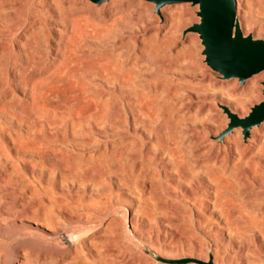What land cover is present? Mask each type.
<instances>
[{
  "label": "rangeland",
  "instance_id": "obj_1",
  "mask_svg": "<svg viewBox=\"0 0 264 264\" xmlns=\"http://www.w3.org/2000/svg\"><path fill=\"white\" fill-rule=\"evenodd\" d=\"M13 1L26 5V8L19 14L18 21H15L18 23V29L21 30L29 22L28 15L31 11L30 8L34 6L38 9H42V7L35 5L37 0ZM86 1L95 6L102 4L109 5L93 12L80 8L78 4L80 0H73V3L71 1V17L78 22V26L74 27L75 35L80 32L82 22H89L88 24L94 23L103 30L106 26L110 32L104 36L100 45L97 46L99 51L96 53L97 56L103 59L100 61V63L104 65L102 67L117 71L120 69L122 71L128 70L133 74L132 76L135 80L131 82L129 87L120 88L115 79L108 78L110 74L107 71L102 70L100 75H95L91 69L92 59L95 54L89 48V42L84 40V38L80 42V50L76 52L74 62H72L71 65L76 72L65 77L66 79L63 78L59 81H54L46 67H35L29 72L34 81L45 85L47 89L51 88V101L45 111L46 115L41 118L44 128H39L38 130H34L30 126H25L30 125V123H27L26 117L33 116L31 111L25 106L19 108L22 109L21 111L19 110V112L13 113L12 115L15 120H20V124L15 123L14 120L4 119L0 116V264H24V262L25 264H110L109 261L112 264H166L157 261L155 256L164 258L194 256V258L207 261L211 255L210 253L224 247L227 241V237L217 234L215 225H213L215 219H213L211 225H199L197 223V220L200 219L199 217L190 216L189 219V215H186L183 219H170V223L177 225L175 233L169 229L165 231L161 230L165 229L164 223L161 224L159 219L162 207L168 205L189 206V202L187 199L183 198L185 191L179 185L174 186L175 190L168 187V179L162 172V166L157 155L164 153V158L169 159L170 157L172 158L174 154V158L176 156L178 160H181L182 157L189 156L198 151L199 147L197 148L196 145H186L184 143L177 144L178 142H182H180L181 138L179 137V133H187V128H185L187 125H189V129L193 130L192 126L195 125L194 128L196 131H194V133H204L202 136L203 140L211 142L209 151L204 152L205 154L201 153L202 157L199 156V158L210 157L211 169L227 181L226 185L228 188H237V197L240 196L239 193L241 192H246L247 194L260 193L264 195V152H257L254 150L251 154L249 151L241 149V146L251 144V142H249L252 138L251 133L250 137L245 141L242 138L240 128L233 130H239L241 134H239L240 136H238L239 138H237L236 142L230 138L233 131L230 135H226L222 141L213 138L226 127L228 122L226 115L222 112L218 103L227 105L233 112L240 115V117L245 116L253 104L264 99V94L262 93L264 86L261 84V81L264 80V76L262 73L253 75L245 83L240 84L238 80L234 78L229 80L219 78V76L204 63V57L201 54L202 45L200 44L197 34L188 32L183 35V30L185 28L198 22V17L195 13L197 11L196 5H191L190 3L165 5L161 8V13L164 16V19H161L154 12V4L145 0H108L102 2V4H95L89 0ZM247 3H249L248 6L246 5ZM263 4L264 0H236L237 15L240 19L244 34H252L254 38L264 39ZM116 18H118V20ZM124 18L125 20H122ZM81 19H83V21H81ZM109 23H111V25ZM10 27L11 24L8 21L6 24L0 25V29H8ZM102 33H105V31ZM127 37H130L128 43L124 42V38ZM11 42H13V38L0 35V44H4L3 46L5 48L9 47L8 45H10ZM109 48L112 50L108 51ZM107 55L111 56V61L104 60ZM9 65L10 63L6 57H0V79L2 81L8 79L7 70ZM108 79H110V81ZM7 85L11 86V83L7 81ZM90 85L94 86L92 92L97 93L96 103L98 105L102 103L101 107H104L103 109L106 111L105 113H107L104 115L96 131L89 130L91 120L89 121L88 115H90V107L94 106V103L90 100H86V97L84 98L81 94L82 89L88 92L87 87ZM171 93L172 95L167 98V95ZM141 94H143L144 97H142L143 95L141 96ZM87 97L89 99V96ZM104 97H107L104 100L105 102L103 101ZM238 98L244 99L238 102ZM126 101L129 103V108H127ZM166 102L170 106L166 110L168 113L165 112L167 115L162 111L155 115L157 122V131L155 132H157V134L153 133L150 138L147 137L141 130L142 125L148 123L147 119L144 118L143 106L147 103L159 109ZM81 103L83 104L81 105ZM55 106L59 107V109ZM85 110H88V112ZM182 111H184V114L181 115ZM61 112L67 115L66 124L62 129H54L51 125L47 124V116L49 118L54 117V119L60 118ZM110 118L113 119L111 120ZM189 118L193 120L194 125L186 122ZM201 118L203 119L201 120ZM77 119L80 120V124ZM106 119L108 120L106 121ZM128 123L129 126H126ZM181 123L184 124V126ZM134 124L136 126H134ZM261 126L264 128V121L258 127ZM258 127L255 126L256 129ZM197 129H199V131ZM165 134L167 139L165 138ZM155 135H160L163 141L166 142L164 145L165 152L164 149H160L157 145V138ZM187 136L190 137L189 135ZM136 139H138L139 142L136 141ZM173 139L176 141L173 142ZM172 143L174 145H172ZM167 144L169 148L166 146ZM235 144L239 147L238 150L231 151L229 148L231 146L234 147ZM178 145H180V148ZM182 150L184 151L182 152ZM221 150L223 151L221 152ZM190 151L191 153H189ZM168 154L170 155L168 156ZM236 155L238 158L240 157L243 164L241 163L240 167L233 168L232 161L234 159L237 160ZM114 160L116 163L113 164L112 162H114ZM142 165H144V167ZM230 166L232 168H230ZM105 167L109 168L106 169ZM222 167H225V170L230 169V171H225ZM249 168L252 170L250 171ZM78 169L82 175L78 174L80 173ZM74 170H76V173ZM236 171L240 173L239 177ZM232 173L234 175H232ZM140 174H142V176ZM84 175L87 177L85 178ZM203 178L204 177L200 175L196 176V179L199 181H203ZM247 180H251V182L249 183ZM257 181H259V183ZM109 183L112 184V186H110ZM128 183L130 185H128ZM193 184L195 185L194 180L191 185ZM142 185L147 191L142 197L145 198L146 203L148 200L147 204L151 210L153 209L152 212L155 213V215L159 214L158 216L156 215L155 218L157 223H151V225L154 224L152 225V228L154 227L153 229L151 228L152 230L147 229L141 231L142 227L139 223L134 225V227L129 223L127 192L140 194L138 187ZM147 185H149V187ZM206 185L207 184H205V186ZM130 187H132L133 191ZM243 187L247 188H244V190ZM111 194L113 199L111 198ZM118 194L119 197H117ZM120 195H122L123 198L120 197ZM203 196L202 194L200 195V197ZM100 198L102 202H99ZM116 199L118 200L116 201ZM108 200H111V202ZM91 204L92 207H90ZM103 205L105 206L103 207ZM106 206L108 211L106 210ZM98 208L100 210H98ZM102 209H104V211ZM110 210L113 211L112 214H110ZM91 212H94V214H91ZM95 212L100 213L98 215V213ZM108 213L110 216H108ZM124 215L126 217H124ZM101 216L104 217L105 220ZM87 219H89V221ZM100 219L104 222L103 224ZM121 219H124V223ZM118 220L120 222H118ZM115 221H117V225L123 231L118 230L119 227L116 225ZM195 224L201 228H197ZM203 225H205V227ZM85 226L87 227L82 228ZM78 227L80 229H78ZM88 227L90 230L93 229V231L90 232ZM135 227L137 229H135ZM107 228L110 230L112 229L111 232L107 230ZM114 228L116 229L114 230ZM183 228L184 232L187 231L185 235L182 231ZM83 229L88 230L86 232ZM97 229L101 231L96 233V231H98ZM102 229H105V231L103 230L104 232H102ZM79 230L81 231L79 232ZM200 230H202V232ZM106 231H108V233ZM122 232H125V237ZM193 233L199 236L193 235ZM160 234L164 236L167 234L166 238ZM216 234L217 236H215ZM190 235H193L192 238ZM139 236L143 238L140 240L141 237ZM126 237L128 239H126ZM147 237L148 239L150 238L149 241H147ZM177 237L180 238L178 239ZM188 237L189 240H187ZM90 239L92 241L91 243ZM103 239L104 241H102ZM107 239H110V241ZM118 239L120 240L118 241ZM163 239L166 240L164 241ZM98 240L100 243H104V245H96ZM111 240L113 241L111 242ZM168 240L171 241L174 246ZM126 241L128 244L132 245H128ZM137 241L140 243H137ZM221 241L222 245L220 244ZM109 242L112 244L115 243V246ZM91 244H93V247ZM106 244L107 246H105ZM163 244H165V246ZM171 245L172 247H170ZM100 247L102 248L100 249ZM230 247L232 248L228 247L225 251H220L218 253L216 264H222V262L223 264H229V262L236 263L238 261L239 263L236 264H248L244 262V259L232 256V258L235 259L234 261L230 256L231 254L234 255L232 250H236L237 247L233 245ZM106 249H108L107 251L111 254L113 252V257L106 252ZM205 249L207 252L205 251L204 253ZM133 250L134 256L133 252L130 253V251ZM188 250L190 254L187 252ZM191 250L193 251L192 255ZM141 251H143V253ZM123 253L126 255H124L125 257L122 256ZM161 253L163 254L162 256ZM104 254H107L106 256L110 258L107 257L106 259L110 260L106 261V259H104ZM127 254L129 255L127 256ZM169 254H171V256ZM101 255L103 259H101ZM205 255L207 257H205ZM95 257L97 259L93 261ZM111 258L112 260L114 258L116 260L114 259L115 261H111ZM125 259H130V261L126 260L127 262H125Z\"/></svg>",
  "mask_w": 264,
  "mask_h": 264
},
{
  "label": "bare ground",
  "instance_id": "obj_2",
  "mask_svg": "<svg viewBox=\"0 0 264 264\" xmlns=\"http://www.w3.org/2000/svg\"><path fill=\"white\" fill-rule=\"evenodd\" d=\"M71 1L73 3V0H37L35 5H39L42 7V9H38L36 7H31V11L28 15V24L24 27V28H20L21 30L18 29L17 26V22L19 19V14L22 12V10H24L26 8V5H22L19 3L14 2L13 0H0V25H3L4 23L6 24V22L8 21L11 24V27L8 29H0V35H4V36H9L11 38H13V42H11L10 45H8L9 47H4L2 44H0V57H6L8 62L10 63L9 68L7 70V76L8 79L6 81H2L0 79V116L4 119H8V120H14L15 123L20 124V120H15L13 118V113H17L19 112V110L21 111L22 106L27 107L31 113H32V117H26V121L27 123H30V125H25L26 127L30 126L31 128H33L34 130H38L39 128H44L43 123L41 122V118L44 117V115H46L45 111L47 110L49 103L51 101V88L47 89L45 85L38 83L37 81L33 80V77L30 76L29 72L35 68V67H46L47 70L50 72V76L52 79H54V81H59L65 77H67L70 74H74L76 72L75 69L72 68V62H74L75 59V55L76 52L79 51L80 47V42L83 40H87L89 42V48L94 52V58L92 59V63H91V69L92 72L95 73V75H100L101 71L105 70L107 71L110 76L108 78L111 79H115L119 85V87L123 88V87H129L131 85V82L133 80H135L133 78V74H131L130 71L128 70H124L121 71H117V70H109L105 67H102L104 65H102L100 63L101 60H103L102 58H100L99 56L96 55V53L99 51L98 47L100 45V42L102 41V39L104 38V36L109 33V29L106 28L105 29H100L96 24L94 23H83L80 26V34L75 35L74 33V27L78 26V22L77 20H75L74 18L71 17V12H70V4ZM250 1V0H249ZM262 2V1H261ZM112 3V2H110ZM79 7L82 9H85L87 11L91 10L93 12L100 10L102 8L107 7L109 4H102L99 6H95L90 4L89 2H87L86 0H80ZM249 3H247L246 5L248 6ZM264 5V4H263ZM29 6V5H28ZM250 7V6H249ZM182 8V7H181ZM197 8V7H196ZM28 9V7H27ZM131 9V7H130ZM189 9V8H188ZM162 9H160L161 12ZM131 11V10H130ZM176 12V11H175ZM262 12V11H261ZM129 13V12H128ZM264 13V12H263ZM103 15V14H102ZM129 15V14H128ZM162 15V13H161ZM248 15V14H247ZM246 15V16H247ZM130 16V15H129ZM158 16V15H157ZM176 16V15H175ZM101 17V16H100ZM106 17V16H105ZM127 18V17H126ZM162 18L164 19V16L162 15ZM172 18V17H171ZM118 20V18H116ZM79 20V19H78ZM121 20V19H120ZM122 20H125L122 19ZM81 21H83V19H81ZM80 21V22H81ZM240 21V19H239ZM128 22V21H127ZM158 23V21H157ZM111 25V23H109ZM173 24V23H171ZM80 25V24H79ZM172 26V25H171ZM240 26H241V22H240ZM166 27V26H165ZM242 28V26H241ZM243 30V29H242ZM103 31H105V33H102ZM258 31V30H257ZM256 31V32H257ZM260 31V29H259ZM255 32V31H254ZM79 36V37H78ZM165 37V36H164ZM192 37V35H191ZM121 40V39H120ZM130 40V37L124 38V42L128 43V41ZM183 43V42H181ZM117 44V43H115ZM165 44V43H164ZM163 44V45H164ZM162 45V44H161ZM180 46V45H179ZM186 47V46H184ZM125 49V48H124ZM175 49V48H174ZM181 49V48H180ZM185 49V48H184ZM112 49L109 48L108 51H111ZM183 51V50H181ZM7 54V55H6ZM119 54V52H118ZM117 55V54H116ZM118 58V57H117ZM104 60H112L111 56L107 55ZM114 60V59H113ZM117 62V60H116ZM104 63V62H103ZM106 63V62H105ZM120 63V62H119ZM179 63V62H178ZM119 69V68H117ZM131 69V68H129ZM37 72V71H36ZM84 72V71H83ZM134 73V72H133ZM44 74V72H43ZM206 75V74H205ZM37 77V76H36ZM66 79V78H65ZM249 79V78H248ZM247 79V80H248ZM110 81V79H108ZM246 80V81H247ZM7 81H9L11 83V86L7 85ZM200 81V80H199ZM110 83V82H109ZM112 83V82H111ZM133 84V83H132ZM93 85H90L87 87L88 92H86L85 89L81 90V94L84 96V98L86 97V100H90L94 103V106L90 107V115L89 116V121L91 120V124L89 125V130L90 131H96L99 128L100 122L103 119L104 115H106L107 113H105L106 111H104V107H101V104L98 105L96 102V96L97 93L96 92H92L93 89ZM135 87V86H134ZM103 89V88H102ZM136 89V88H135ZM138 90V89H137ZM118 91V90H117ZM173 93V92H172ZM168 94L167 98L169 96L172 95ZM242 93V91H241ZM175 94V93H174ZM104 95V93H103ZM118 95V94H117ZM143 94H141L142 96ZM260 95V94H259ZM89 96V99L88 97ZM144 97V95L142 96ZM104 97L103 101L105 100ZM110 99V97H109ZM244 98H238L237 101H242ZM53 100V98H52ZM74 100V99H73ZM100 100V98H99ZM61 101V100H60ZM64 101V100H63ZM71 101V99H70ZM140 101V99H139ZM105 102V101H104ZM141 102V101H140ZM236 102V103H238ZM67 103V102H66ZM71 103V102H70ZM112 103V102H111ZM61 104V102H60ZM83 103H81L82 105ZM127 104V108H129V103L128 101H126ZM141 104V103H140ZM80 105V106H81ZM108 105V104H107ZM67 106V105H66ZM79 106V107H80ZM87 106V105H86ZM56 107V106H55ZM84 107V106H83ZM170 107L168 105V103H164V105H162L159 109L154 108L153 105L151 104H147L145 103V105L143 106V111H144V118L147 119L148 123L142 125L141 130L145 133V135L147 137H151V134L156 133L155 131H157V122H156V117L155 115L159 112H166L167 108ZM241 107V105H240ZM59 109V107H56ZM107 108V107H106ZM141 108V107H140ZM172 108V106H171ZM229 108V107H228ZM247 108V107H246ZM80 109V108H78ZM86 109V108H85ZM120 109V107H119ZM219 109V108H217ZM221 109V108H220ZM230 109V108H229ZM242 109V108H241ZM215 110V108H214ZM88 112V110H85ZM110 111V110H109ZM169 111V110H168ZM242 111V110H241ZM23 112V111H22ZM119 112V111H118ZM117 113V112H116ZM126 113V112H125ZM168 113V112H166ZM165 113V114H166ZM121 114V113H120ZM184 114V111H182L181 115ZM243 114V113H242ZM87 115V114H86ZM167 115V114H166ZM165 115V116H166ZM173 115V113H172ZM110 116V115H109ZM121 116V115H120ZM219 116V115H218ZM240 116V115H239ZM206 117V116H205ZM47 118V124L51 125L52 128L54 129H62L65 124H66V119H67V115L63 112H61L60 118H49L48 116ZM214 118V117H213ZM222 118V117H221ZM111 119V118H110ZM113 119V118H112ZM111 119V120H112ZM116 119V118H115ZM158 119V117H157ZM171 119V118H170ZM203 118H201L202 120ZM205 119V118H204ZM84 120V119H83ZM108 119H106L107 121ZM110 120V121H111ZM187 120V119H186ZM218 120V119H217ZM78 123L80 124V120L77 119ZM105 121V122H106ZM163 121V120H162ZM220 121V120H219ZM3 122V121H2ZM189 123L193 124V120L189 118L188 121ZM77 123V122H76ZM132 123V122H131ZM188 123V124H189ZM104 124V123H103ZM182 124V123H181ZM201 124V123H200ZM184 126V124H182ZM194 125V124H193ZM77 126V125H76ZM105 126V125H104ZM129 126V123L128 125ZM134 126H136L134 124ZM160 126V125H159ZM162 126V125H161ZM186 126V125H185ZM195 126V125H194ZM194 126H192L193 130L189 129V125H187V133H179V137L181 138L180 142H178L177 140V144H186V145H196L197 148L199 147L198 151H196L195 153L189 155V156H184L182 157L181 160H178V158H175L172 156L169 159H165L164 158V153L158 154V159L160 160V164L162 166V172L165 174V176L168 179V187L171 188L172 190H175L174 186L179 185L181 188H183V190L185 191V194L183 195L184 199H187L189 202V206L187 205H168V206H164L162 207L161 211H160V222L161 224L164 223V227L165 229H161L163 231H165L166 229L172 230L175 233V230L177 229V225H174L172 223H170V219H174V220H179V219H183V217L186 215H189L188 218L190 216L193 217H199L200 219L197 220V223L199 225L201 224H206V225H211L213 219H215V222L213 221V225H215V229L217 231L218 235H221L223 237H227V241L224 245V247H221V249L215 250L214 252L210 253L211 257H212V261L214 264H216L217 259H218V253L221 251H225L226 249L232 248L230 246H235L237 247L236 250H232L231 254V258L232 256H236L237 258H242L244 259V262L248 263V264H264V195L260 194V193H254V194H247L246 192H241L239 193L240 196L237 197V193H238V189L237 188H228L227 181L224 180L223 177H221L218 173L214 172L211 169L210 166V157L207 156L205 158H199V156L202 157L201 153L204 152H208L211 146V142L207 141V140H203L202 136L204 135V133H194V131H196V129L194 128ZM164 127V126H163ZM76 128V127H75ZM101 128V127H100ZM172 128V127H170ZM77 129V128H76ZM80 129V128H78ZM168 129V128H167ZM205 129V128H204ZM68 130V129H67ZM170 130V129H169ZM184 130V129H183ZM181 130V131H183ZM186 130V129H185ZM199 131V129H197ZM74 131V129H73ZM174 131V130H173ZM179 131V130H178ZM201 131V130H200ZM211 131V130H210ZM251 132V140H249V142H251V144H247L244 146H241V149L247 150L249 151L251 154L254 152V150H256L257 152H264V128L258 127L257 129L255 127L252 128V130H250ZM167 132V131H166ZM176 132V130H175ZM213 133V132H212ZM73 134V133H72ZM93 134V133H92ZM173 134V133H172ZM240 132L239 130H235L232 132V134H228L230 135V138L233 141H237V138H239L238 136ZM169 135V134H168ZM187 135H189L190 137H188ZM206 135V134H205ZM227 135V136H228ZM75 136V135H74ZM156 136V135H155ZM154 136V138H155ZM177 136V135H176ZM208 136V135H207ZM170 137V136H169ZM157 138V145L160 147V149H164L165 148V143L163 141V139L160 137V135L156 136ZM155 138V139H156ZM165 138H166V134H165ZM176 138V137H174ZM209 138V137H208ZM249 138V137H248ZM247 138V139H248ZM167 139V138H166ZM165 139V140H166ZM170 139V138H169ZM212 139V138H211ZM241 139V138H240ZM140 140V139H139ZM217 140V139H216ZM227 140V139H226ZM136 141H138V139H136ZM155 141V142H156ZM167 141V140H166ZM176 140L173 139V142H175ZM215 141V140H214ZM139 142V141H138ZM171 142V141H170ZM213 142V141H212ZM224 142V141H223ZM222 142V143H223ZM150 143V141H149ZM216 143V142H215ZM219 143V142H218ZM54 144V143H53ZM76 144V143H75ZM136 144V143H135ZM238 144V143H237ZM243 144V143H242ZM246 144V143H245ZM137 145V144H136ZM172 145H174L172 143ZM31 146V145H30ZM168 147V144L166 145ZM180 148V145H178ZM219 146V145H218ZM230 146V144H229ZM171 147V146H170ZM175 147V146H174ZM35 148V147H34ZM137 148V146H136ZM169 148V147H168ZM239 147H237V145L235 144L234 147H230L229 149L234 150H238ZM195 149V148H194ZM219 149V148H218ZM104 150V149H103ZM171 150V149H170ZM175 150V149H174ZM125 151V150H124ZM166 150L164 149V152ZM184 150H182L183 152ZM218 151V150H217ZM223 150H221L222 152ZM102 152V151H101ZM175 152V151H173ZM177 152V151H176ZM225 152V151H224ZM242 152V151H241ZM179 153V152H178ZM177 153V155H178ZM191 153V151L189 152ZM236 153V152H235ZM244 153V152H243ZM242 153V154H243ZM135 154V153H134ZM167 154V153H166ZM205 154V153H204ZM219 154V153H217ZM227 154V153H226ZM237 154V153H236ZM170 154H168L169 156ZM181 155V153H180ZM188 155V154H187ZM208 155V154H207ZM229 155V154H228ZM238 155V154H237ZM236 155V161H232L233 164V168H237L240 167L242 160L240 159V157L238 158ZM227 156V155H226ZM249 156V155H248ZM133 157V156H132ZM179 157V156H178ZM204 157V156H203ZM58 158V157H57ZM157 158V157H156ZM253 158V157H252ZM254 159V158H253ZM194 161V163H193ZM44 162V161H43ZM110 162V161H109ZM133 162V161H132ZM135 162V161H134ZM220 162V161H219ZM258 162V160H257ZM107 163V162H106ZM113 164L116 163L115 160L114 162H112ZM141 163V162H140ZM227 163V162H226ZM225 163V164H226ZM249 163V162H247ZM255 163V162H254ZM125 164V163H124ZM123 164V165H124ZM135 164V163H134ZM151 164V163H149ZM148 164V165H149ZM215 164V163H214ZM221 164V163H220ZM228 164V163H227ZM243 164V163H242ZM105 165V164H104ZM108 165V164H107ZM137 165V163H136ZM229 165V164H228ZM257 165V164H256ZM103 166V165H102ZM144 167V165H142ZM222 166V165H221ZM225 166V165H224ZM99 167V166H98ZM111 167V166H109ZM107 167V168H109ZM115 167V165H114ZM126 167V166H125ZM229 167V166H228ZM256 167V166H255ZM259 167V166H258ZM100 168V167H99ZM106 168V167H105ZM106 168V169H107ZM153 168V167H152ZM223 168V167H222ZM230 168H232L230 166ZM74 169V168H73ZM120 169V168H119ZM143 169V168H142ZM157 169V168H156ZM227 169V168H226ZM229 169V168H228ZM256 169V168H255ZM69 170V169H68ZM79 170V169H78ZM77 170V171H78ZM101 170V169H100ZM125 170V169H124ZM223 170H225V167L223 168ZM235 170V169H234ZM243 170V169H241ZM249 170L251 171L252 169L249 168ZM254 170V169H253ZM129 171V169H128ZM158 171V170H157ZM225 171H230L229 170H225ZM224 171V172H225ZM233 171V169H232ZM231 171V172H232ZM246 171V170H245ZM259 171V170H258ZM69 172V171H67ZM74 172L76 173V170H74ZM72 172V173H74ZM80 172V170H79ZM146 172V171H145ZM238 171H236L237 173ZM74 173V174H75ZM78 173V172H77ZM123 173V172H122ZM234 173V172H233ZM232 173V175H234ZM245 173V172H244ZM250 173V172H249ZM252 173V172H251ZM70 174V173H68ZM78 174H81L78 173ZM131 174V173H130ZM262 174V173H261ZM82 175V174H81ZM98 175V174H97ZM102 175V174H101ZM110 175V174H109ZM142 176V174H140ZM201 176L204 177L203 181H199L198 179H196V176ZM223 175V174H221ZM226 175V172H225ZM240 173H237V176L239 177ZM85 176V175H84ZM83 176V177H84ZM90 176V175H88ZM120 176V175H119ZM144 176V175H143ZM150 176V175H149ZM247 176V175H246ZM245 176V177H246ZM262 176V175H261ZM258 176V177H261ZM74 177V176H73ZM79 177V176H77ZM82 177V176H80ZM87 176H85L86 178ZM156 177V176H155ZM228 177V174H227ZM84 178V179H85ZM94 178V177H93ZM97 178V177H96ZM233 178V177H232ZM244 178V176H243ZM253 178V177H252ZM78 179V178H77ZM83 179V178H81ZM119 179V178H118ZM260 179V178H259ZM96 180V179H94ZM104 180V179H103ZM134 180V177H133ZM160 180V179H159ZM195 181V185H191L192 181ZM201 180V179H200ZM249 180V179H248ZM247 180V181H248ZM255 180V179H254ZM100 181V180H98ZM122 181V180H121ZM153 181V180H152ZM245 181V180H244ZM256 181V180H255ZM262 181V180H261ZM110 182V181H109ZM138 182V181H137ZM141 182V181H140ZM249 183L251 182L248 181ZM247 182V183H248ZM259 183V181H257ZM104 183V181H103ZM102 183V184H103ZM160 183V182H159ZM235 183V182H234ZM263 183V182H262ZM101 184V185H102ZM105 184V183H104ZM147 184V182H146ZM205 184H207L205 186ZM110 186H112V184L109 183ZM108 185V186H109ZM128 185H130L128 183ZM137 185V184H136ZM139 185V184H138ZM150 185V184H149ZM149 185H147L149 187ZM158 185V184H157ZM212 185V187H211ZM262 185V184H261ZM104 186V185H102ZM106 186V185H105ZM133 186V185H132ZM257 186V185H256ZM147 187V188H148ZM255 187V186H254ZM253 187V189H254ZM113 188V187H112ZM132 190V187H130ZM139 191L140 194H133L132 192H127L128 196H127V202H128V206H129V211H128V216H129V223L132 227H134V225L136 224H140V226L142 227V230H147V229H151L152 225H154L155 223H157L155 221L156 215L155 213H153V209L151 210L147 200V203L145 202V198L142 197L144 196L147 191L146 188L142 185L139 186ZM153 188V187H152ZM155 188V187H154ZM245 187H243L244 189ZM247 188V187H246ZM245 188V189H246ZM244 189V190H245ZM264 190V189H263ZM133 191V190H132ZM240 191V190H239ZM243 191V190H242ZM154 192V191H153ZM152 192V193H153ZM171 192V191H170ZM112 193V192H111ZM116 194V192H115ZM163 194V193H162ZM161 194V195H162ZM165 194V193H164ZM204 195L203 197H200V195ZM159 195V194H158ZM157 195V197H158ZM109 197V195H108ZM117 197H119V194L117 195ZM120 197H122V195H120ZM168 197V195H167ZM111 198H112V194H111ZM123 198V197H122ZM170 198V197H169ZM176 198V197H175ZM109 199V198H107ZM113 199V198H112ZM120 199V198H119ZM148 199V198H147ZM157 199V198H156ZM171 199V198H170ZM118 199H116L117 201ZM151 200V199H150ZM99 201V199H98ZM109 202H111V200H108ZM107 201V202H108ZM179 201V200H178ZM184 201V200H183ZM101 198H100V201ZM98 202V203H99ZM150 202V201H149ZM90 203V202H89ZM96 203V202H95ZM115 204V202H114ZM100 205V204H99ZM120 205V204H119ZM124 205V204H123ZM80 206V205H79ZM94 206V205H93ZM105 205H103L104 207ZM121 206V205H120ZM151 206V205H150ZM92 207V204L91 206ZM100 207V208H103ZM113 207V206H112ZM111 207V208H112ZM119 207V206H118ZM123 207V206H121ZM95 208V207H94ZM107 208V206H106ZM109 208V205H108ZM108 208L106 209L108 211ZM110 208V209H111ZM152 208V207H151ZM154 208V207H153ZM88 209V208H85ZM91 209V208H90ZM155 209V208H154ZM97 210V209H96ZM98 210H100L98 208ZM104 211V209H102ZM105 210V211H106ZM95 211V210H93ZM158 211V210H157ZM88 212V211H87ZM110 214L113 213V211L110 210ZM84 213V212H83ZM95 213H99L100 212H95ZM105 213V212H104ZM158 213V212H157ZM91 214H94V212ZM109 214V213H108ZM110 214L108 216H110ZM126 214V213H125ZM97 215V214H95ZM97 215V216H98ZM159 215V214H158ZM157 215V216H158ZM77 216V215H76ZM91 217H93L92 215H90ZM96 216V217H97ZM107 216V215H106ZM121 216V215H120ZM75 217V216H74ZM88 217V215H87ZM86 217V218H87ZM99 217V216H98ZM102 217V216H101ZM113 217V215H112ZM116 217V216H114ZM124 217H126L124 215ZM95 218V217H94ZM104 219V217H102ZM101 218V219H102ZM108 218V217H107ZM106 218V219H107ZM123 218V217H122ZM90 219V218H89ZM89 219H87L89 221ZM93 219V218H92ZM100 219V220H101ZM102 219V220H103ZM115 219V218H113ZM120 219V218H118ZM172 219V220H173ZM190 219V218H189ZM81 220V219H80ZM98 220V219H96ZM101 220V221H102ZM105 220V219H104ZM103 220V221H104ZM110 220V219H109ZM112 220V218H111ZM122 220V219H121ZM127 220V219H126ZM125 220V221H126ZM158 220V219H157ZM92 221V220H91ZM95 221V220H93ZM100 221V222H101ZM102 221V224L104 223ZM124 223V219L122 220ZM121 221V223H122ZM99 222V221H98ZM117 221H115L116 223ZM118 222H120L118 220ZM89 223V222H88ZM109 223V222H108ZM114 223V224H115ZM151 223H154L151 225ZM82 224V223H81ZM78 224V225H81ZM99 224V223H97ZM111 224V223H110ZM120 224V223H119ZM85 225V224H84ZM89 225V224H88ZM87 225V226H88ZM95 225V224H93ZM100 225V224H99ZM117 225V223H116ZM126 225V222H125ZM123 225V226H125ZM157 225V224H156ZM155 225V226H156ZM192 225V223H191ZM197 225V224H195ZM82 227V228H86ZM114 226V225H111ZM118 226V225H117ZM121 226V224H120ZM138 226V225H137ZM136 226V227H137ZM205 227V225H203ZM80 227V226H79ZM78 227V229H80ZM93 227V226H92ZM105 227V226H104ZM109 227V226H108ZM115 227V226H114ZM119 227V226H118ZM117 227V228H118ZM135 227V229H137ZM200 227V226H199ZM197 225V228H199ZM113 228V227H112ZM154 228V227H153ZM152 228V229H153ZM158 228V227H157ZM194 228V227H192ZM191 228V229H192ZM201 228V227H200ZM89 229V227H88ZM87 229V230H88ZM92 229V228H91ZM106 229V228H105ZM105 229H102V232L105 231ZM116 228H114L115 230ZM151 229V230H152ZM179 229V227H178ZM211 229V228H210ZM82 230V229H81ZM79 230V232L81 231ZM85 230V229H83ZM87 230H85L87 232ZM96 230V228H95ZM98 230V229H97ZM104 230V231H103ZM107 230H110L107 228ZM112 230V229H111ZM110 230V232H111ZM123 231L122 229H119ZM117 230V232H118ZM195 230V229H194ZM193 230V231H194ZM203 230V228H202ZM202 230H200L202 232ZM89 231H93L89 229ZM101 230L96 231L99 232ZM184 232V228L182 230ZM108 233V231H106ZM109 232V234H110ZM114 232V231H113ZM115 232V233H117ZM127 232V231H126ZM147 232V231H145ZM187 232V231H185ZM184 232V235H185ZM204 232V231H203ZM206 232V231H205ZM83 233V232H82ZM120 233V232H119ZM124 233V234H123ZM128 233V232H127ZM139 233V232H138ZM144 233V232H143ZM148 233V232H147ZM155 233V232H154ZM159 233V232H158ZM182 233V232H181ZM198 233V232H197ZM101 234V233H100ZM103 234V233H102ZM121 234V233H120ZM119 234V235H120ZM122 234L125 237V232H122ZM146 234V233H145ZM151 234V232H150ZM177 234V233H176ZM202 234V233H201ZM217 234L215 236H217ZM85 235V234H84ZM105 235V233H104ZM111 235V234H110ZM109 235V236H110ZM122 235V236H123ZM128 235V234H127ZM126 235V236H127ZM130 235V234H129ZM132 235V234H131ZM161 235V234H160ZM163 235V234H162ZM161 235V236H162ZM167 235V234H166ZM166 235L164 236L166 238ZM171 235V234H170ZM169 235V238H170ZM182 235V234H181ZM183 235V236H184ZM187 235V233H186ZM193 235H198V234H194ZM193 235H190L191 238ZM213 235V233H212ZM99 236V235H98ZM106 236V235H105ZM113 236V235H112ZM116 236V235H115ZM142 236V235H141ZM139 236V237H141ZM148 236V235H147ZM199 236V235H198ZM201 236V235H200ZM208 236V235H207ZM81 237V236H80ZM87 237V236H86ZM121 237V236H120ZM128 237V236H127ZM126 237V239H128ZM135 237V236H134ZM144 237V235H143ZM141 237L140 240L143 238ZM149 237V236H148ZM147 237V241L150 240V238L148 239ZM155 237V236H154ZM156 237H157V233H156ZM168 237V236H167ZM181 237V236H180ZM179 237V238H180ZM210 237L212 238V236L210 235ZM220 237V236H219ZM109 238V237H107ZM111 238V237H110ZM116 238V237H113ZM112 238V239H113ZM178 238V237H177ZM178 238V239H179ZM221 238V237H220ZM219 238V239H220ZM87 239V238H86ZM94 239V238H92ZM96 239V238H95ZM98 239V238H97ZM125 239V238H124ZM123 239V240H124ZM131 239V238H130ZM137 239V237H136ZM155 239V238H154ZM162 239V238H161ZM168 239V238H167ZM172 239V238H171ZM169 239V240H171ZM174 239V238H173ZM177 239V241H178ZM184 239V238H183ZM195 239V237H194ZM202 239V237H201ZM108 240V239H107ZM106 240V241H107ZM120 239H118L119 241ZM139 240V239H138ZM139 240V241H140ZM146 240V239H145ZM152 240V239H151ZM164 240V239H163ZM162 240V241H163ZM166 240V239H165ZM164 240V241H165ZM168 240V241H169ZM189 240V237L188 239ZM197 240V239H196ZM204 240V239H203ZM202 240V241H203ZM210 240V239H209ZM89 241V240H88ZM104 241V239L102 240ZM110 241V239L108 240ZM113 240H111L112 242ZM116 241V239H115ZM114 241V242H115ZM136 241V240H135ZM137 241V243L139 242ZM144 241V240H143ZM161 241V242H162ZM172 241V240H171ZM169 241L171 244L172 242ZM175 242H177L176 240H174ZM184 241V240H181ZM200 241V240H199ZM214 241L216 242V240L214 239ZM91 239H90V243H91ZM117 242V241H116ZM115 242V243H116ZM127 242V241H126ZM133 242V241H132ZM142 242V241H141ZM145 242V241H144ZM156 242V241H154ZM158 242V239H157ZM189 242V241H187ZM195 242V241H194ZM193 242V243H194ZM201 242V241H200ZM208 242V241H207ZM95 243V242H94ZM99 240L96 242V245H101L104 243H100ZM106 243V242H105ZM110 243V242H109ZM114 243V244H115ZM136 243V242H134ZM140 243V242H139ZM151 243V242H150ZM148 243V244H150ZM168 243V242H167ZM181 243V242H180ZM192 243V244H193ZM205 243V241H204ZM222 243V241L220 242V244ZM85 244V243H84ZM112 244V243H110ZM112 244V245H114ZM128 244V242H127ZM142 244V243H141ZM145 244V243H144ZM158 244V243H157ZM166 244V243H165ZM165 244H163L165 246ZM176 244V243H175ZM90 245V244H89ZM93 247V244H91ZM117 245V244H116ZM130 245V244H128ZM127 245V247H128ZM132 245V244H131ZM130 245V246H131ZM173 245V244H172ZM172 245L170 247H172ZM202 245V244H201ZM211 245V244H210ZM216 245V244H215ZM222 245V244H221ZM220 245V246H221ZM107 246V244L105 245ZM104 246V247H105ZM115 246V245H114ZM120 246V245H119ZM174 246V245H173ZM195 246V243H194ZM204 246V245H203ZM206 246V243H205ZM91 247V246H90ZM103 247V248H104ZM134 247V246H133ZM169 247V248H170ZM99 248V247H98ZM102 247H100L101 249ZM106 248V247H105ZM108 248V247H107ZM113 248V246H112ZM115 248V247H114ZM120 248V247H117ZM116 248V249H117ZM165 248V247H164ZM193 248V247H191ZM203 248V247H202ZM201 248V249H202ZM206 248V247H205ZM89 249V248H86ZM127 249V248H126ZM130 249V247H129ZM159 249V248H158ZM163 249V246H162ZM200 249V250H201ZM103 250V249H102ZM108 249H106V252ZM110 250V249H109ZM128 250V249H127ZM131 250V249H130ZM138 250V249H135ZM168 250V249H167ZM195 250V249H193ZM86 251V250H85ZM90 251V250H89ZM117 251V250H116ZM119 251V250H118ZM121 251V250H120ZM140 251V250H139ZM192 251V250H191ZM202 251V250H201ZM206 249L204 250L205 253ZM100 251L98 250V253ZM104 252V253H106ZM133 252V256H134V250L130 251V253ZM143 253V251H141ZM189 253V250L187 251ZM198 252V251H197ZM207 252V251H206ZM210 252V251H209ZM91 253V252H89ZM97 253V254H98ZM102 253V252H101ZM109 253V252H108ZM127 253V252H126ZM129 253V252H128ZM139 253V252H138ZM160 253V252H159ZM200 253V252H199ZM100 254V253H99ZM111 254V253H109ZM113 254V252H112ZM111 254V255H112ZM157 254V253H156ZM176 254V253H175ZM190 254V253H189ZM193 254V251L191 253V255ZM195 254V252H194ZM201 254V253H200ZM207 254V253H206ZM221 254V253H220ZM225 254V253H224ZM105 255V254H104ZM107 255V254H106ZM104 257V259H106L108 256ZM119 255V254H118ZM125 254L123 253L122 256H124ZM129 254H127L128 256ZM140 255V253H139ZM143 255V254H142ZM160 255V254H159ZM163 254L161 253V256ZM171 256V254H169ZM174 255V254H173ZM177 255V254H176ZM85 256V255H84ZM92 256V255H91ZM90 256V257H91ZM117 256V254H116ZM126 256V255H125ZM124 256V257H125ZM131 256V255H130ZM141 256V255H140ZM168 256V255H167ZM189 256V255H188ZM223 256V255H222ZM221 256V257H222ZM93 257V256H92ZM98 257V256H97ZM100 257V255H99ZM101 259H103V256L101 255ZM113 257V255H112ZM123 257V259H124ZM169 257V256H168ZM191 257V256H190ZM194 257V256H192ZM200 257V255H199ZM204 257V255H203ZM205 257H207L205 255ZM224 257V256H223ZM110 258V257H108ZM116 258V257H115ZM114 258V259H115ZM119 258V257H118ZM134 258V257H132ZM83 259V258H82ZM91 259V258H90ZM94 259H97L96 257L93 258V261H95ZM99 259V258H98ZM113 259V260H114ZM148 259V258H147ZM206 259V258H205ZM225 259V258H224ZM230 259V258H229ZM233 259V258H232ZM231 259V260H232ZM84 260V259H83ZM110 260V259H106ZM111 258V261H113ZM116 260V259H115ZM114 260V261H115ZM125 259V262H127ZM133 260V259H132ZM131 260V261H132ZM137 260V259H136ZM207 260V259H206ZM222 260V258H221ZM235 261V259H233ZM80 261V260H79ZM130 261V259L128 260ZM143 261V260H142ZM100 262V261H97ZM120 262V261H118ZM122 262V260H121ZM141 262V261H140ZM225 262V261H224ZM86 263V262H85ZM96 263V262H95ZM110 264H112L109 261ZM231 262H229L230 264ZM235 263V262H234ZM233 262L231 264H234ZM236 263H239L236 262ZM235 263V264H236ZM25 264V262H24ZM94 264V263H93ZM105 264V263H104ZM119 264V263H118ZM123 264V263H122ZM219 264V263H218ZM223 264V262H222ZM226 264V263H225Z\"/></svg>",
  "mask_w": 264,
  "mask_h": 264
},
{
  "label": "water",
  "instance_id": "obj_3",
  "mask_svg": "<svg viewBox=\"0 0 264 264\" xmlns=\"http://www.w3.org/2000/svg\"><path fill=\"white\" fill-rule=\"evenodd\" d=\"M100 4L108 0H89ZM154 4V12L162 19L160 9L169 4L190 3L197 6L198 22L183 30L196 33L202 45L204 63L223 80L237 79L240 84L253 75L264 76V39L244 34L237 15L236 0H145ZM264 86V80L261 81ZM264 94V89L262 90ZM228 122L213 138L222 141L234 129L240 128L243 140L250 137V130L264 121V99L253 104L245 116L240 117L218 103ZM166 264H214L211 255L207 261L194 257L164 258L155 256Z\"/></svg>",
  "mask_w": 264,
  "mask_h": 264
}]
</instances>
